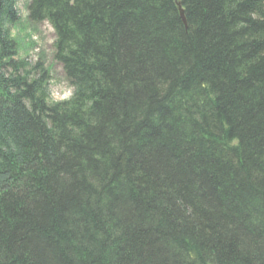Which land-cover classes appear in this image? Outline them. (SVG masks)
Wrapping results in <instances>:
<instances>
[{
    "label": "trees",
    "instance_id": "16d2710c",
    "mask_svg": "<svg viewBox=\"0 0 264 264\" xmlns=\"http://www.w3.org/2000/svg\"><path fill=\"white\" fill-rule=\"evenodd\" d=\"M28 18L72 92L52 101L17 58L0 0V264H264V0H31Z\"/></svg>",
    "mask_w": 264,
    "mask_h": 264
},
{
    "label": "rangeland",
    "instance_id": "374dc122",
    "mask_svg": "<svg viewBox=\"0 0 264 264\" xmlns=\"http://www.w3.org/2000/svg\"><path fill=\"white\" fill-rule=\"evenodd\" d=\"M19 21L10 28L12 38L17 43V58H25L31 63L43 62L49 70V91L52 101L67 99L72 88L64 77L61 65L53 58L54 31L46 22H32L28 18L31 0H15Z\"/></svg>",
    "mask_w": 264,
    "mask_h": 264
},
{
    "label": "water",
    "instance_id": "95a60500",
    "mask_svg": "<svg viewBox=\"0 0 264 264\" xmlns=\"http://www.w3.org/2000/svg\"><path fill=\"white\" fill-rule=\"evenodd\" d=\"M179 11H180V16H181V18H182V21H183V23L186 25V20H185L184 14H183V10L180 9Z\"/></svg>",
    "mask_w": 264,
    "mask_h": 264
}]
</instances>
